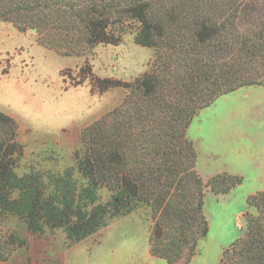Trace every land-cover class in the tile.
Instances as JSON below:
<instances>
[{
	"label": "trees",
	"instance_id": "obj_1",
	"mask_svg": "<svg viewBox=\"0 0 264 264\" xmlns=\"http://www.w3.org/2000/svg\"><path fill=\"white\" fill-rule=\"evenodd\" d=\"M0 20L20 31L35 28L39 44L62 56L117 45L130 29L136 44L154 50L149 70L133 81L93 76L100 92L122 86L127 94L82 130L81 187L72 168L51 175L49 187L38 172L19 175V125L0 110V212L20 216L34 233L63 228L75 243L108 216L146 203L151 254L189 264L210 230L206 188L227 194L243 176L221 172L205 181L188 130L218 97L264 85V0H0ZM102 187L111 192L105 203ZM247 204L255 211L245 212L246 231L219 264H264V190L250 194ZM16 240L11 234L0 243V260L9 258Z\"/></svg>",
	"mask_w": 264,
	"mask_h": 264
},
{
	"label": "rangeland",
	"instance_id": "obj_2",
	"mask_svg": "<svg viewBox=\"0 0 264 264\" xmlns=\"http://www.w3.org/2000/svg\"><path fill=\"white\" fill-rule=\"evenodd\" d=\"M134 34L127 30L117 45L98 43L85 55L69 57L40 45L36 29L20 31L0 20V110L19 125L17 140L23 149L16 165L19 175L38 172L49 187L51 175L72 168L77 186L86 183L76 167L83 150L82 130L121 104L127 94L122 86L100 92L92 78L133 81L149 70L154 50L136 44ZM188 134L205 181L224 172L219 170L223 162L215 142H225L228 160L238 154L242 159L244 175L236 173L243 176L240 185L227 194L206 188L210 230L189 263L219 264L224 249L244 235L245 212L255 211L247 197L264 190V85L218 97L194 117ZM98 193L101 202L111 198L106 187ZM152 223L151 207L140 203L128 214L108 216L97 232L70 243L63 228L46 226L34 233L20 216L0 212L1 245L11 234L17 237L9 258L0 264H169L150 252Z\"/></svg>",
	"mask_w": 264,
	"mask_h": 264
},
{
	"label": "crops",
	"instance_id": "obj_3",
	"mask_svg": "<svg viewBox=\"0 0 264 264\" xmlns=\"http://www.w3.org/2000/svg\"><path fill=\"white\" fill-rule=\"evenodd\" d=\"M225 142H215V145H214V149L218 152V153H220V157H221V160H222V162H223V164H222V168H220L219 170L220 171H224V172H230V173H240V174H242V175H244L243 174V169H241L240 167H241V164H242V159L238 156V155H236V157L235 156H231V161L230 160H228V156L226 155V149H225V146H226V144H224ZM225 151V152H224ZM252 153H250L249 155H251ZM216 156H217V153H216ZM224 158V159H223ZM216 159L217 160H219L217 157L215 158V162H216ZM220 160V161H221ZM227 160V161H226ZM228 161L231 163H228ZM225 162V163H224ZM244 180H245V178H244Z\"/></svg>",
	"mask_w": 264,
	"mask_h": 264
},
{
	"label": "water",
	"instance_id": "obj_4",
	"mask_svg": "<svg viewBox=\"0 0 264 264\" xmlns=\"http://www.w3.org/2000/svg\"><path fill=\"white\" fill-rule=\"evenodd\" d=\"M31 31H33V32H34V31H35V29H34V28H31Z\"/></svg>",
	"mask_w": 264,
	"mask_h": 264
}]
</instances>
